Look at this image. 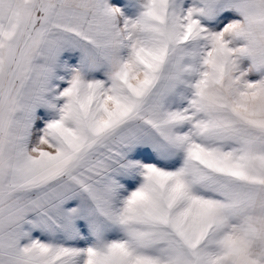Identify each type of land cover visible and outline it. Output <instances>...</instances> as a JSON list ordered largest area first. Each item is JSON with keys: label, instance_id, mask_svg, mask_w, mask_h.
<instances>
[{"label": "snow or ice", "instance_id": "obj_1", "mask_svg": "<svg viewBox=\"0 0 264 264\" xmlns=\"http://www.w3.org/2000/svg\"><path fill=\"white\" fill-rule=\"evenodd\" d=\"M0 264H264V0H0Z\"/></svg>", "mask_w": 264, "mask_h": 264}]
</instances>
